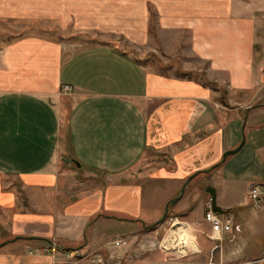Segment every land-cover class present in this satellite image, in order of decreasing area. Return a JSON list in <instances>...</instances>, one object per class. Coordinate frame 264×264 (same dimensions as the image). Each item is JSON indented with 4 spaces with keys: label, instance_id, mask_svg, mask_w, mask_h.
<instances>
[{
    "label": "crops",
    "instance_id": "obj_1",
    "mask_svg": "<svg viewBox=\"0 0 264 264\" xmlns=\"http://www.w3.org/2000/svg\"><path fill=\"white\" fill-rule=\"evenodd\" d=\"M0 20L101 37L0 46V228L21 239L0 264H54L37 252L45 242L98 248L102 224L144 229L167 207L201 247L174 263L264 264V202L249 197L256 186L264 199V0H0ZM140 48L180 57L206 83L150 66ZM194 175L240 231L213 232L211 196L192 181L170 206Z\"/></svg>",
    "mask_w": 264,
    "mask_h": 264
},
{
    "label": "rangeland",
    "instance_id": "obj_2",
    "mask_svg": "<svg viewBox=\"0 0 264 264\" xmlns=\"http://www.w3.org/2000/svg\"><path fill=\"white\" fill-rule=\"evenodd\" d=\"M157 17L155 13H152L150 22L151 35L157 39ZM14 37V38H13ZM17 37H43L49 38L51 40L63 41L70 40L76 44L89 45L90 43L98 42L101 40L100 35L97 34H72L71 32L66 34H61L58 32L57 24L52 23H40L37 21L29 20H18V21H3L0 20V46H5L11 38L15 39ZM113 41L121 42L123 39L118 38L117 35L112 36ZM131 50L133 49L131 45H128ZM150 48V47H148ZM148 48L137 49V53L142 61L153 66L156 69H161L166 74H175L180 77L186 76L189 79L198 80L200 82L207 81L206 74L204 72H185L181 64L180 57H170L168 56L163 48L158 53L154 54L149 51ZM133 51V50H132ZM201 70L207 68L206 65H201ZM213 87L220 88L216 83ZM225 90H222V97L226 98ZM224 100V99H223ZM244 128V124L242 129ZM244 138L241 145L244 143ZM208 177L204 175H198L192 180L193 186L201 185L205 189L204 194L210 196L208 189L214 188L208 183ZM152 182H145L143 188L150 185ZM256 187V186H254ZM262 196V195H261ZM260 196V200L254 203L261 204L264 199ZM178 202V201H177ZM176 202V203H177ZM211 202V197L208 198V204ZM175 203V204H176ZM207 204V205H208ZM208 210V208H206ZM228 212V211H227ZM250 213L252 218H254V211ZM206 213V211L204 212ZM234 213L235 211H229L228 214ZM237 213V211H236ZM226 214V213H225ZM205 216V214H204ZM236 216V214H235ZM203 218V216H200ZM183 215H177L170 209L166 218H162L153 230H149L146 227L154 225H145L143 227H134L128 224L114 223V224H102L98 227V237L99 244L98 248L94 249H83L85 244L71 249H65L56 244V251H51V245L39 247L37 250L40 254L51 255L54 264H176L174 261H185V259L193 260L199 255V252L192 256L194 251L201 250V247L194 245V234L191 235V245L188 241V233L191 232L192 227H188V233L183 228L187 226V221L184 219ZM233 219L237 221L236 217ZM96 231V229H95ZM194 231V230H193ZM94 233V229L87 234L89 237ZM190 235V234H189ZM11 235L5 232L4 228H0V248L6 245L10 247L11 243L21 240L18 238L10 239ZM177 236L178 240L173 241ZM120 238H127L129 241V246L122 249H116L113 247V242ZM25 241L40 240L36 238H26ZM196 243V241H195ZM192 248V249H191ZM47 249L50 250L47 253ZM182 249V250H181ZM187 252V254H185ZM51 253V254H50ZM191 256V257H190ZM189 257V258H188ZM197 260V259H196ZM178 262V261H177ZM216 264V263H214Z\"/></svg>",
    "mask_w": 264,
    "mask_h": 264
},
{
    "label": "built area",
    "instance_id": "obj_3",
    "mask_svg": "<svg viewBox=\"0 0 264 264\" xmlns=\"http://www.w3.org/2000/svg\"><path fill=\"white\" fill-rule=\"evenodd\" d=\"M63 92L72 93L73 88L71 86H64ZM260 196H261L260 190L258 187L251 188L249 197L253 202L260 200ZM204 219L207 223L212 225V230L216 234L231 233L233 232L234 229L240 231V228L235 226V223L232 219L230 218L223 219L221 215L213 212L212 201L208 205V210L204 216ZM127 246H129V241L127 238H120L113 242V247L116 249L126 248ZM51 247H52V250L50 249L51 251H56L57 249L56 244L51 245ZM50 250L47 249V253H49ZM185 254H187V252H185Z\"/></svg>",
    "mask_w": 264,
    "mask_h": 264
},
{
    "label": "water",
    "instance_id": "obj_4",
    "mask_svg": "<svg viewBox=\"0 0 264 264\" xmlns=\"http://www.w3.org/2000/svg\"><path fill=\"white\" fill-rule=\"evenodd\" d=\"M243 147V144L236 150H233V151H229L227 152L225 155H224V158H223V161L227 160V158L235 155L237 152H239L241 150V148ZM195 178V175L190 177L189 180L187 181V183L184 185L182 191H181V196L176 199L175 201H173L174 203H176L180 198L183 197V195L185 194V191L187 189V186L188 184ZM208 193L210 194L211 196V201H212V209H213V212H215L216 214H220V215H223L225 213H227V211H224L223 209H221L220 207H218L217 205V193H216V190L213 189V188H210L208 189ZM168 212H169V207H167L166 209V213L164 215V218H166V216L168 215Z\"/></svg>",
    "mask_w": 264,
    "mask_h": 264
},
{
    "label": "trees",
    "instance_id": "obj_5",
    "mask_svg": "<svg viewBox=\"0 0 264 264\" xmlns=\"http://www.w3.org/2000/svg\"><path fill=\"white\" fill-rule=\"evenodd\" d=\"M227 160H228V158H227ZM227 160H225V161H222L220 164H219V166H222V165H224L225 163H226V161ZM210 171H205V172H202V173H209ZM202 173H200V174H202ZM175 205V203L174 202H171L170 203V206H174ZM156 225L157 224H154V225H151V226H148V227H146L147 229H149V230H153V229H155V227H156ZM46 244H51V242H45Z\"/></svg>",
    "mask_w": 264,
    "mask_h": 264
},
{
    "label": "bare ground",
    "instance_id": "obj_6",
    "mask_svg": "<svg viewBox=\"0 0 264 264\" xmlns=\"http://www.w3.org/2000/svg\"><path fill=\"white\" fill-rule=\"evenodd\" d=\"M177 240H178V238H177V236H176V238H175V239H173V241H174V242H176ZM181 250H182V249H181Z\"/></svg>",
    "mask_w": 264,
    "mask_h": 264
}]
</instances>
